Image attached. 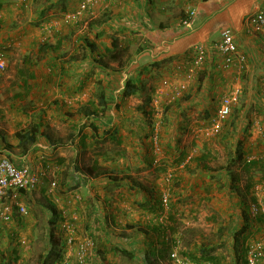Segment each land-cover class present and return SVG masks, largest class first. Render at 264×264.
Returning <instances> with one entry per match:
<instances>
[{
	"label": "rangeland",
	"instance_id": "374dc122",
	"mask_svg": "<svg viewBox=\"0 0 264 264\" xmlns=\"http://www.w3.org/2000/svg\"><path fill=\"white\" fill-rule=\"evenodd\" d=\"M83 1L66 2L72 11ZM171 1L154 0L150 12L145 0H100L70 20L62 0H0V127L19 117L28 124L32 112L31 121L42 120L41 131L51 136L39 139L30 160L36 165L28 163L44 176L43 184L20 193L28 213L14 208L9 222L0 217V264H42L43 255L47 264H178L173 252L184 264H213L201 259L205 254L215 264H235L264 235V216L252 210L257 199L264 204V30L248 26L252 12L243 22L249 33L234 28L243 64L225 63L211 48L221 37L213 33L210 65L196 68L194 46L160 53V21L185 29L181 20L191 10L198 20V2L171 7ZM115 38L128 46L119 61L107 52ZM45 42L53 49L39 52ZM130 77L141 89L126 97ZM104 89L108 104L96 118L88 112ZM224 96L237 100L216 131ZM238 137L244 139L241 165L235 163ZM75 175L90 185L91 203H82L80 185L70 184ZM243 229L237 253L229 254Z\"/></svg>",
	"mask_w": 264,
	"mask_h": 264
},
{
	"label": "crops",
	"instance_id": "0c3cea01",
	"mask_svg": "<svg viewBox=\"0 0 264 264\" xmlns=\"http://www.w3.org/2000/svg\"><path fill=\"white\" fill-rule=\"evenodd\" d=\"M66 1L67 0H62L63 4L66 5L62 8L69 10V9H71V4L69 2H66ZM181 1L182 0H172L170 3H167V5L169 4V6L175 7V4H179ZM194 1L198 2V9H199L197 23L194 24L195 27L192 26L193 28L192 27H186L185 29H182V28H179L180 25H179V22H177V24H176L177 26H176V28H174L175 23L170 24V26L171 25L172 26L169 27V26L165 25L164 23H162V21L159 20L160 22L156 26V29H159L158 35H162V37L159 40V42H160L159 48L162 50L160 52V53H162L161 55L167 56V55L172 54L173 52H179L180 53L181 51H185V50L189 49L190 46H195L196 44H199V43H202L207 48L208 42L210 41L209 37L212 36V34L217 32V31L221 32L223 27H226V26L231 27L234 32H235L234 28L239 29V27L241 26V28H242V30H244V32L249 33V30H247L248 27H246L247 24L243 23L245 21L246 16L249 15L251 12H252V14H254L255 12L259 11L261 6L264 5V0H194ZM145 2H147V6H148L147 9L150 12H153L154 8H151L150 5H152L154 0H145ZM165 4H166V2H165ZM162 8H164V6H162ZM155 10L157 12L156 8H155ZM167 10H169V7H167ZM68 12H71V11L69 10ZM162 15H166L169 18L171 17L172 20L174 19L173 12L172 13H169V12L166 13L165 12ZM148 17H149V15H148ZM160 19H161V16H160ZM149 20H151V18ZM248 26H251V25L248 23ZM251 28L253 29L252 26H251ZM235 37H236V33H235ZM248 40H251V39L248 38ZM236 42H237V40H236ZM248 43H249V45H248L249 50H252L254 48V45L250 44L251 41H248ZM263 43H262V46H263ZM208 60L209 59H208V50H207V58H206L205 63H204V65L206 64V69H208V67L210 65L209 63H207ZM183 63H182V66H184ZM244 63H245V61H244ZM23 112H24V110L20 107V113L17 111L15 113L21 116ZM31 114H32V112H30V121L28 124H23L21 122L22 119H20V117H19L18 119L12 118V123L10 120V122H8L9 125H7V127H4V128L0 127V151L3 152L4 154H7V156L18 166H22L23 164L24 165H29V164L33 165V163H30V160L33 158L32 157L33 151L35 150L36 147H34L27 154H19L18 152L15 153V151L20 150L19 141L16 142V140L13 141L11 139H19L16 136V133L22 131L23 129H25L26 127H28L30 124H32L34 122L37 124L41 123V125L44 124V122H42V120L31 121V118H32ZM40 130H41V128H40ZM44 133L45 132L41 131V133L38 136V139H43V138L51 139V136H49V134H47V133L44 134ZM3 139H5L4 143H2ZM39 143L40 142H38L37 145H39ZM40 145H41V143H40ZM8 147H9V150H8ZM35 165L36 164H34L33 166H35ZM95 175H97V174H95ZM70 181H71L70 182L71 185H73V184L80 185L81 190H83L84 195H83V200H82L83 202L82 203H86V204L91 203L92 197L90 195L86 194V191L89 190L90 185H87L85 183V181H86L85 177H82V175H78L76 177V175H75V177H72V179ZM111 181H113L114 184H117V185H115L117 187L122 184V183H117L120 181H116L113 179H111ZM105 182L106 181H104V180L99 182V183H102V188L106 187ZM104 191H106V190H100V192L103 196H107L106 192H104ZM95 199L96 198H93L95 203L98 202L97 205L100 203L103 204V202L100 200V197L97 198V199H99L98 201H95ZM127 218L128 217H126L125 219H127ZM114 221H116V220H114ZM140 238L144 241L150 240L149 238L144 237L142 234H141ZM116 241L118 242V240H116ZM127 241L128 240L125 239V240L120 241V242H122V244L125 245V244H127ZM226 251L229 252V254L237 253V251L233 248V246L229 247ZM216 254H218V253H216ZM157 256L158 257L160 256L159 253H157Z\"/></svg>",
	"mask_w": 264,
	"mask_h": 264
},
{
	"label": "built area",
	"instance_id": "2783aa9c",
	"mask_svg": "<svg viewBox=\"0 0 264 264\" xmlns=\"http://www.w3.org/2000/svg\"><path fill=\"white\" fill-rule=\"evenodd\" d=\"M21 1V0H20ZM100 0H85L73 11L69 12L66 17L70 20H77L81 15L88 12V9L95 6ZM197 21V12L191 10L187 16L181 20V24L185 27H192ZM249 24L256 30H264V12L259 10L254 14H251L248 18ZM221 37L218 41L211 45V48L217 52L224 59L226 64H233L238 61L243 64L246 60V56L240 52L238 44L236 42L235 32L229 26L223 27L220 32ZM264 47V43H263ZM207 48L202 44H196L194 46L193 66L196 68L204 65L207 58ZM190 71L193 72V68ZM5 69V53L0 47V70ZM237 100V96H224L218 107V119L214 123L216 131L220 130L222 121L231 115L233 102ZM44 176L40 171L35 170L29 165H16L7 155L0 151V217L5 222H9L12 219L14 208L21 215L28 213L27 207L20 204L18 199L20 198L21 191H30L35 189L39 185L43 184ZM56 185L55 182L52 183ZM264 191V181L261 184L259 191ZM167 197H164V202H167ZM252 210L255 214L264 213V204L261 199H257L253 204ZM173 260L178 264H184L185 260L179 258L177 253L171 254ZM247 261L248 264H259V261L264 258V235L260 237L256 243L251 244L247 248Z\"/></svg>",
	"mask_w": 264,
	"mask_h": 264
},
{
	"label": "trees",
	"instance_id": "16d2710c",
	"mask_svg": "<svg viewBox=\"0 0 264 264\" xmlns=\"http://www.w3.org/2000/svg\"><path fill=\"white\" fill-rule=\"evenodd\" d=\"M89 44H91V43L89 42ZM89 44H88V46H89ZM53 47L54 46L51 45L50 43L45 42V43L40 45L39 52H48V51L52 50ZM126 50H128V46L123 47L121 45L119 39H117V38H115L113 40L112 47H107V52L110 53L112 60H115V61L121 60L122 57H123V53ZM62 69H65V67L62 68ZM205 72H207V71H205ZM123 89H124L123 95L128 97V96L134 95L139 89H141V87L138 85L137 81H135L134 78L130 77V78H128L126 80ZM99 100L100 101L98 103L97 108L92 110L91 112H88L89 114L95 116L96 118L99 117V111L97 109H101V111L102 110L105 111L106 105L108 104L107 95H106V90L105 89L100 91ZM40 126H41V123L37 124V123L34 122V123L30 124L28 127H26L25 129H23L22 131L16 133V136L19 138L18 141H19V147H20V150L18 151V153L26 154V153L30 152L34 147H37L36 145L39 142L38 136L41 133ZM98 127L99 126L97 124L94 125V128L96 130L98 129ZM236 139H238L237 143H236V149L238 150V154H237L238 158L235 159V163L239 164L241 162L240 163V165H241L243 163V161H245L244 151L242 149L244 139H240L239 137L236 138ZM8 150H9V147H8ZM15 153H16V151H15ZM252 165H254V166L257 165V162H255V161L252 162L251 164L248 165V167L252 166ZM50 212H51V215L52 214L55 215L56 212H57V207L55 205H53L51 207V209H50ZM263 216H264L263 213H261L259 218L262 219ZM245 218H248V217L246 216ZM49 221L51 222V224L53 223L51 218H50ZM245 227L247 228V225ZM244 230L245 229H243L242 231H239L238 233L235 234L233 245H234V249H236V250H238V248H239V244L241 242L240 238H241V235L243 234ZM53 236H54L53 234H50L47 237L53 239ZM52 242H53V240H52ZM118 250L122 254L129 255V256L132 255V252H130L126 248L119 247ZM202 250L205 251V249H203V248H202ZM50 252H52L51 254L56 255V256L60 255L59 251H55L52 248H51ZM186 253L187 254H185L184 256L187 259H189L191 261H197V260L199 261L200 260V258H197L196 254L194 252H186ZM50 255H49V257H50ZM202 257H203V258H201L202 260H204V261L205 260H210V261L213 262V264H215L216 261H217V258H215V256L210 255V254H205V256L203 255ZM246 257H247V251H246L245 255L241 254V257L240 256L238 257V260H241V262H235V264H248V261H247ZM46 260H48V255H47V257L45 255H43V257L41 259V263L42 264H47ZM152 263L153 262H147V264H152Z\"/></svg>",
	"mask_w": 264,
	"mask_h": 264
}]
</instances>
